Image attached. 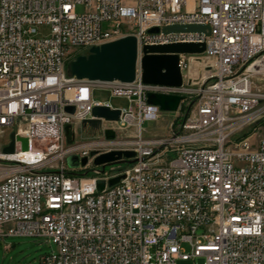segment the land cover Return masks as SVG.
Returning <instances> with one entry per match:
<instances>
[{
    "label": "built area",
    "instance_id": "built-area-1",
    "mask_svg": "<svg viewBox=\"0 0 264 264\" xmlns=\"http://www.w3.org/2000/svg\"><path fill=\"white\" fill-rule=\"evenodd\" d=\"M174 23L205 24L210 34L163 31ZM128 35L137 39L139 61L150 44L205 42L206 50L179 54L180 86L143 82L139 65L131 82L71 73L74 56ZM201 54L211 63L197 64V73L189 56ZM259 75L264 0H0V112H7L0 138L8 137L0 146V230L56 245L28 264H176L197 257L264 264ZM95 88L131 104L119 108V120L101 118L97 137L69 143L68 126L76 135L78 125L96 118L95 106L116 108L95 100ZM148 92L183 96L167 135H144V123L164 113L147 102ZM188 95L193 108L183 114ZM129 126L137 129L133 139L106 137V129ZM11 132L15 150L4 153ZM18 137L28 139V149ZM111 150H133L135 160L107 174L93 161ZM73 154L87 156V164L69 167ZM118 175L124 176L112 192L98 188L99 179L109 184Z\"/></svg>",
    "mask_w": 264,
    "mask_h": 264
},
{
    "label": "water",
    "instance_id": "water-1",
    "mask_svg": "<svg viewBox=\"0 0 264 264\" xmlns=\"http://www.w3.org/2000/svg\"><path fill=\"white\" fill-rule=\"evenodd\" d=\"M150 32H158L159 27H152ZM164 32H203L210 34V27L201 23H174L163 28ZM206 50L205 42H174L166 44H150L143 47L144 55L138 60L137 39L133 35H128L105 43L101 46L92 47L88 53L78 55L70 61L69 69L72 74L79 78H88L90 80H121L126 82L134 81L139 65L142 72V80L149 84H162L169 86H180L184 82L183 73L180 67L179 54L203 53ZM183 96L178 94H164L156 92L147 93V102L159 105L163 111H176ZM68 111H74L73 106L66 108ZM121 110L111 108L106 105H97L93 109L94 119L83 121L82 126H90L92 132L101 127L102 120H119ZM107 138H115L116 132L113 129H106ZM22 141V148L28 149V139L18 137ZM66 138L73 142L75 135L71 127L66 128ZM10 143L3 148L4 153H12L15 150V132L10 134ZM92 152L91 155H94ZM136 152L133 150H111L97 155L94 159V165L104 166L115 162H133ZM132 158V159H131ZM88 157L82 158L77 154L67 157L69 167L77 168L80 165H86ZM124 175H118L109 179V185H114L120 181ZM106 181L98 180V188H104Z\"/></svg>",
    "mask_w": 264,
    "mask_h": 264
},
{
    "label": "rangeland",
    "instance_id": "rangeland-1",
    "mask_svg": "<svg viewBox=\"0 0 264 264\" xmlns=\"http://www.w3.org/2000/svg\"><path fill=\"white\" fill-rule=\"evenodd\" d=\"M128 1V0H127ZM77 12H84L85 7L82 4L77 5ZM46 30V27H44ZM78 55L74 56V60ZM191 59L192 68L197 64H210L211 59L206 54H201ZM71 60V61H72ZM195 71L198 73L199 68L196 66ZM210 69V68H208ZM196 73V74H197ZM197 85L201 83V74L196 76ZM255 81L264 88V75H259L255 78ZM195 82H192L194 84ZM93 98L100 102H108L116 108H127L131 102L127 97L114 95L109 89L95 88L93 92ZM194 96L188 95L185 104L183 105V114H190L193 108ZM164 113L158 120L147 121L144 123V135L145 136H161L167 135L170 131V123L176 118L171 111H163ZM137 129L135 126H129L123 129L117 128L116 139L129 140L135 137ZM99 134L96 131L91 130L89 126L83 127L82 124L77 126V133L74 141L85 142L97 137ZM8 137L0 138V146L6 142ZM69 142V141H68ZM72 143V142H69ZM56 168V165L53 166ZM105 167V168H104ZM129 167L126 161L115 162L106 166H101L100 169L104 170L107 174H113L121 172ZM95 168V167H94ZM75 173H81L86 175H92L93 171L89 168L74 169ZM56 250V245L51 242L45 241L43 238L32 236H7L4 239L0 238V264H28L36 263L39 261L41 255L51 253ZM176 264H206L204 257H197L194 259H177Z\"/></svg>",
    "mask_w": 264,
    "mask_h": 264
},
{
    "label": "bare ground",
    "instance_id": "bare-ground-1",
    "mask_svg": "<svg viewBox=\"0 0 264 264\" xmlns=\"http://www.w3.org/2000/svg\"><path fill=\"white\" fill-rule=\"evenodd\" d=\"M263 106L264 98H257L255 100L256 115H263ZM0 125H7V112H0ZM112 186H118V183L114 185L105 184L104 192H112ZM0 237H5V230H0Z\"/></svg>",
    "mask_w": 264,
    "mask_h": 264
},
{
    "label": "crops",
    "instance_id": "crops-1",
    "mask_svg": "<svg viewBox=\"0 0 264 264\" xmlns=\"http://www.w3.org/2000/svg\"><path fill=\"white\" fill-rule=\"evenodd\" d=\"M193 68H195V67L193 66Z\"/></svg>",
    "mask_w": 264,
    "mask_h": 264
}]
</instances>
